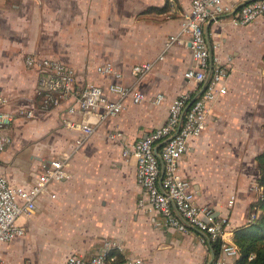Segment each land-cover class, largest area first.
<instances>
[{"label":"crops","instance_id":"0c3cea01","mask_svg":"<svg viewBox=\"0 0 264 264\" xmlns=\"http://www.w3.org/2000/svg\"><path fill=\"white\" fill-rule=\"evenodd\" d=\"M189 4L0 0V97L5 110L14 112L33 99L36 71L24 63L29 53L72 67L77 87L92 81L106 89L116 82L142 93L139 101L125 97L121 110L76 148L78 130L61 123L70 99L13 119L10 142L0 154V174L26 186L49 159L67 156L68 175L49 182L36 198L35 210L18 218L23 234L0 243L6 264H63L68 254L99 251H114L122 259L138 257L141 264H206L212 259L213 264H234L235 256L219 253L213 258L209 242L200 241L193 230L184 234L167 228L160 214L139 206L135 159L122 154L165 120L179 92L195 87L183 77L190 64L186 40L163 47L167 36L179 30ZM203 32L229 72L225 92L209 103L203 130L189 138L179 172L191 183L197 203L215 217H227L225 236L232 241L233 229L247 221L248 205L261 192L254 156L264 150V14L237 25L222 13L206 22ZM145 61L151 67L137 78L130 67ZM105 63L111 72H98L97 65ZM111 130H119L120 137L110 138Z\"/></svg>","mask_w":264,"mask_h":264},{"label":"built area","instance_id":"2783aa9c","mask_svg":"<svg viewBox=\"0 0 264 264\" xmlns=\"http://www.w3.org/2000/svg\"><path fill=\"white\" fill-rule=\"evenodd\" d=\"M222 13H229L233 24L244 25L264 14V0H190L179 30L167 36L163 47L186 40L190 64L183 70V77L195 87L179 92L169 103L165 120L134 139L122 154L130 153L135 159V180L141 191L139 206L160 214L167 228L184 234L193 230L200 241L220 239L222 256H236V245L225 236L227 217H215L210 208L197 203L191 183L179 172V159L187 149L189 138L200 134L210 101L226 89L229 66L217 61L203 32V25L216 20ZM24 63L36 71L33 99L11 112L3 108L4 99L0 97V154L10 142V125L16 116L31 117L70 99L61 123L78 130L74 139L76 148L105 118L121 110L125 97H130L133 102L142 98L140 91L116 82L109 83L106 89L92 81L77 87L74 69L51 56L29 53L24 57ZM151 64L150 61L135 63L130 72L140 78ZM96 70L109 73L111 66L99 64ZM108 93L115 96L110 98ZM159 97L157 94L154 100ZM107 135L117 138L121 132L111 130ZM67 158L49 159L34 181L26 186L11 183L0 174V243L23 234L24 226L18 218L35 210V200L45 192L49 182L67 177ZM231 201L228 200V205ZM0 264L6 263L0 258ZM63 264H141V260L138 257L117 260L115 252L99 251L89 256L68 254Z\"/></svg>","mask_w":264,"mask_h":264},{"label":"trees","instance_id":"16d2710c","mask_svg":"<svg viewBox=\"0 0 264 264\" xmlns=\"http://www.w3.org/2000/svg\"><path fill=\"white\" fill-rule=\"evenodd\" d=\"M254 160L258 170L257 184L261 187V192L255 201L248 205L247 221L233 229L232 242L237 248L234 264H264V150L258 152ZM209 245L213 258L218 256L220 239L209 242ZM116 257L117 260H122L117 253ZM209 264H213V259Z\"/></svg>","mask_w":264,"mask_h":264}]
</instances>
